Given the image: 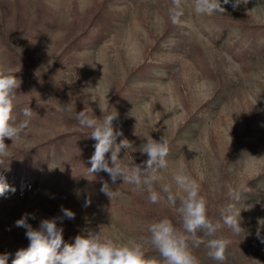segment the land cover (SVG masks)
I'll return each instance as SVG.
<instances>
[{"label":"rangeland","instance_id":"374dc122","mask_svg":"<svg viewBox=\"0 0 264 264\" xmlns=\"http://www.w3.org/2000/svg\"><path fill=\"white\" fill-rule=\"evenodd\" d=\"M170 7L171 0H0V67L20 81L13 115L19 122L24 107L34 112L19 139H5L0 164V176L15 188L0 197V255L9 254L8 264L29 246L26 229L15 224L25 214L34 229L56 218L68 244L100 228L120 240H146L148 225L163 218L183 230L179 199L175 207L166 198L153 204L147 191L122 179L113 184L105 172L88 173L95 141L75 119L84 109L98 118L101 109L118 113L117 142L127 138L137 149L121 150L125 165L147 160L139 151L144 137L164 136L162 182L176 192L173 176L184 168L213 222L235 203L241 230L216 233L229 241L224 260L211 259L205 243L190 244L199 264H264V0L235 11L223 5L224 14L210 16L184 0L175 25ZM32 148L24 169L20 157ZM104 181L122 195L111 201L100 191ZM229 189L242 191L238 202ZM144 254L163 264L150 243Z\"/></svg>","mask_w":264,"mask_h":264},{"label":"clouds","instance_id":"9594fccd","mask_svg":"<svg viewBox=\"0 0 264 264\" xmlns=\"http://www.w3.org/2000/svg\"><path fill=\"white\" fill-rule=\"evenodd\" d=\"M248 3L249 0H192V7L196 14L210 16L215 13L224 14L226 9L223 5L230 4L235 11L241 5L246 7ZM183 15L184 0H171L169 18L172 24H180ZM19 86L17 77L0 67V164L8 156L9 145L5 143V139L13 142L19 139L29 129L34 113L29 106L24 107L22 115L25 119L16 121L13 113L17 99L16 89ZM101 112L102 116L99 118L85 109L75 114L79 125L90 129L89 137L95 141L94 152L88 161L91 165L87 168L88 173L94 175L105 172L113 184L122 179L123 184L133 185L136 192L147 191L148 200L153 204L166 198L167 203L175 207L179 199L177 210L182 218L183 230L174 226L170 219L163 218L148 225L150 236L146 240H120L118 237L103 235L100 228L98 233L85 230L84 234L75 237L73 244H68L63 240L64 230L58 227L56 218L43 219L39 228L34 229L28 223L30 214H25L15 224L26 229V237L30 243L26 249L16 252L11 264H157L154 260L144 258L145 243H150L159 252L163 264H199L197 257L192 254L190 244L198 247L201 243H205L211 259L223 261L229 241L217 237L216 233L225 226L236 233L241 230L237 219L240 210H236L235 203L223 207L220 210L221 219L213 222L207 215V202L199 194V183L184 168L181 167L174 173L176 192H173L170 183L162 182L160 173L168 167L166 157L169 154V142L164 136L159 141L151 135L144 137L146 143L141 145L139 151L147 155L146 161L135 164L131 160L128 164H123L121 150H125L126 154L129 149H137L133 148L127 138L117 142L118 137L123 136L122 131L113 124L118 119V113L106 109H101ZM109 153L110 157L106 155ZM100 191L111 201L122 195L113 190L107 181L102 183ZM9 192L14 193L15 188L0 176V197H5ZM241 194L242 191L229 189V196L235 202L240 200ZM88 204L90 201H86L85 206ZM61 211L63 217L69 220L75 218L73 211L66 208H61ZM198 232H202L207 240L197 236ZM8 259L9 254L0 255V264H8Z\"/></svg>","mask_w":264,"mask_h":264},{"label":"trees","instance_id":"16d2710c","mask_svg":"<svg viewBox=\"0 0 264 264\" xmlns=\"http://www.w3.org/2000/svg\"><path fill=\"white\" fill-rule=\"evenodd\" d=\"M62 136H64V135H62ZM58 138H61V136H58L55 139H58ZM52 143H53V141L49 145H52ZM36 151H37L36 148H32V149H29V150L24 151L22 157H20V161L21 162H24V163H22L24 169H27L29 167L28 165L32 162V157L35 155ZM15 159L16 158H13V160H8V164L4 165V167L6 169L8 167H10L11 164H14L13 162H15ZM11 170L13 171V169H9V171H11Z\"/></svg>","mask_w":264,"mask_h":264}]
</instances>
